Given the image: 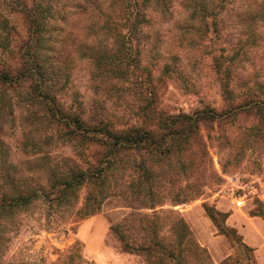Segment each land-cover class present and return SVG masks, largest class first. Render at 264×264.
Here are the masks:
<instances>
[{
	"label": "rangeland",
	"instance_id": "1",
	"mask_svg": "<svg viewBox=\"0 0 264 264\" xmlns=\"http://www.w3.org/2000/svg\"><path fill=\"white\" fill-rule=\"evenodd\" d=\"M165 1L166 9H149L150 23L142 28L139 40L132 41L141 52L140 66L131 69L137 83L95 79L93 67L83 59L66 68L64 88H55L58 104L72 115L67 117L90 126L109 123L121 131L131 127L157 131V116L207 111L222 115L200 124L205 152L195 145L186 169H158L160 219L154 228L161 236L172 237L173 220L181 216L200 245V240L217 237V248L205 247L214 264L228 258L229 264H247L240 240L257 245L252 247L253 256L261 264L264 226L256 220L264 223V108H253V101L264 105V0H256L253 7L232 0L221 9L214 7L218 18L208 14L205 19L199 12L203 0ZM34 2L25 0L27 6ZM11 3L0 0V72L14 74L25 64L29 32L24 13L13 11ZM97 43L110 44L102 37ZM30 88V81L17 86L0 83V184L4 177V189L12 194L28 188L53 192L50 185L56 176L89 173L102 166L108 152L99 142L73 139L63 124L50 125L44 109L32 101ZM239 106L243 107L234 110ZM130 177L123 187L134 179ZM98 191L85 183L74 197L70 195V206L56 208L40 200L27 210L6 213L0 218V264H170L127 251L111 231L130 214L151 215L153 210L124 196H110L99 207L94 205L98 210L93 214L81 215L95 208L89 203L86 211V198L100 197ZM198 193L196 200L176 203ZM203 204L229 209L233 216L227 226L238 236L230 239L217 233ZM220 248L224 255L216 261L213 255L220 256ZM199 259L192 256L188 264Z\"/></svg>",
	"mask_w": 264,
	"mask_h": 264
},
{
	"label": "trees",
	"instance_id": "2",
	"mask_svg": "<svg viewBox=\"0 0 264 264\" xmlns=\"http://www.w3.org/2000/svg\"><path fill=\"white\" fill-rule=\"evenodd\" d=\"M10 1L11 9L24 13L26 17L29 41L25 46L26 52L23 53V67L14 74L10 71L0 72V83L17 86L30 81L32 101L44 109L50 125L63 124L69 129L68 135L73 139L81 143L88 140L99 142L108 152L102 166L93 168L89 173H72L71 177L63 174L56 176L50 185L53 192L28 188L17 194L8 193L4 189L6 179L3 177L4 181L0 184V218L11 215L14 210H27L40 200L56 208L70 206V195L74 197L80 186L88 183L97 191L100 190L98 194L101 196L94 195L93 198V195H89L86 198V211L89 203L95 208L89 213L81 214L82 216L93 214L110 196H124L139 203L143 209L153 210L151 215L132 213L125 221L111 226L112 233L127 251L159 262L168 261L170 264H188L192 256L200 258L197 264H214L207 249L192 238L191 228L183 217L177 216L173 220V230L170 232L172 237L161 236L154 228L160 219L156 210L159 203L156 198L160 197L156 195L159 187L156 175L158 169L165 166L173 171L176 168L179 171L186 169L187 160L192 158V154L189 157L188 154L195 145L201 146L202 152H205L200 140V124L215 121L222 115L207 111L193 116H157V131L144 127H131L121 131L114 130L109 123L100 122L90 126L79 118L67 117L72 115L63 112L55 94V88H64L67 82L66 68L78 66L83 59L88 60L87 66L93 67L91 72L95 79L112 77L126 82L132 79L137 83L138 77L132 74L131 69L140 66L138 56L141 52L137 46H132V41L137 40L142 34V28L150 23L147 18L149 9L160 6L166 9V1L83 0L81 4L58 5L56 0H35L29 6L25 4V0ZM231 1L203 0L199 12L204 19L208 14L218 18V14L213 12L214 7L221 9ZM242 1L248 2L252 7L256 3V0ZM99 37L110 44L97 43ZM89 42L92 44L89 45ZM134 50H139L137 55H134ZM253 103V108H264L257 100ZM240 107L243 106L234 110ZM260 113V117H263V113ZM58 116H63L65 122L58 120ZM173 160L176 162L170 166ZM192 168L193 166L190 169ZM128 175L134 179L123 187V181ZM121 188L123 195L119 192ZM198 195L199 193L176 203L179 205L191 202ZM203 209L220 234L230 239L238 236L235 229L227 226L228 213L208 204H203ZM240 241L246 252L247 264H257L253 256L254 249ZM228 259L220 264H229Z\"/></svg>",
	"mask_w": 264,
	"mask_h": 264
},
{
	"label": "crops",
	"instance_id": "3",
	"mask_svg": "<svg viewBox=\"0 0 264 264\" xmlns=\"http://www.w3.org/2000/svg\"><path fill=\"white\" fill-rule=\"evenodd\" d=\"M216 207V206H215ZM218 210H220L221 212H224V213H228L229 214V217H228V219H227V222L226 223H228L227 225H229V222H230V219H231V216H233V214L232 215H230V212H229V209H221V208H218V207H216ZM204 210V209H203ZM207 219H209V221L211 222V225L213 226V228L216 230V232H217V229H216V227L214 226V224L212 223V221L210 220V218L209 217H207ZM255 219H258V218H255ZM258 223H260L261 225H263L264 226V223L261 221V220H256ZM245 231V230H244ZM218 233V232H217ZM244 233H246V232H244ZM247 234V233H246ZM245 235V234H244ZM224 237V236H223ZM217 241H218V239H217V237H212V238H210V237H207V239H205V242H203V241H201L200 240V242H201V244H202V246H204V247H208V248H212V247H214V246H216V248H217V246H218V244H217ZM246 242H247V240H245ZM245 242V243H246ZM248 243V244H247ZM246 244L247 245H249L250 247H255V246H257V245H254V244H250L249 242H247ZM258 248V247H257ZM257 251L258 252H261L262 251V248L261 247H259L258 249H257ZM218 254H220V256H217L215 253H214V255H213V257H214V259L216 260V261H221V256L222 255H224V251L220 248L219 249V251L217 252ZM218 258V259H217ZM264 262V261H263ZM263 262H261L260 261V263L261 264H263Z\"/></svg>",
	"mask_w": 264,
	"mask_h": 264
}]
</instances>
